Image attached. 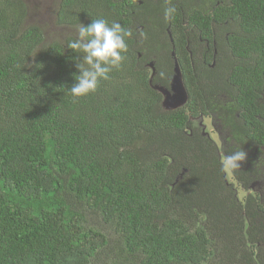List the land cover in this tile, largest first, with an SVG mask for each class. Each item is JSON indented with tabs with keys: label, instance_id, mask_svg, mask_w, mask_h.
<instances>
[{
	"label": "trees",
	"instance_id": "16d2710c",
	"mask_svg": "<svg viewBox=\"0 0 264 264\" xmlns=\"http://www.w3.org/2000/svg\"><path fill=\"white\" fill-rule=\"evenodd\" d=\"M206 6L60 0L59 24L134 33L122 66L77 98L76 36L48 42L24 0H0V264H264V0ZM175 59L187 101L167 110L154 86Z\"/></svg>",
	"mask_w": 264,
	"mask_h": 264
},
{
	"label": "clouds",
	"instance_id": "9594fccd",
	"mask_svg": "<svg viewBox=\"0 0 264 264\" xmlns=\"http://www.w3.org/2000/svg\"><path fill=\"white\" fill-rule=\"evenodd\" d=\"M175 12V6H169L165 9V17ZM77 32L69 47L83 53V61L77 64L78 71L74 73L76 83L68 91L78 98L95 92L102 80L110 79L109 74L114 68L122 66L129 49L128 40L134 33L118 21L109 23L103 18L93 19L88 25L81 22ZM246 159L247 152L240 147L223 158V169L227 172L241 169V162Z\"/></svg>",
	"mask_w": 264,
	"mask_h": 264
},
{
	"label": "rangeland",
	"instance_id": "374dc122",
	"mask_svg": "<svg viewBox=\"0 0 264 264\" xmlns=\"http://www.w3.org/2000/svg\"><path fill=\"white\" fill-rule=\"evenodd\" d=\"M60 0H24L28 7V17L26 24H38L40 25L45 33L46 41H59L64 42V40L69 36L78 35L77 29L79 25H62L57 22L56 14L58 11V4ZM171 90V89H170ZM171 91L170 103H181L182 96L177 92ZM199 125H202L209 136L215 140L219 150L222 149V141L220 140L219 134L215 130L214 120L211 117L205 116L201 117ZM230 174V172H229ZM229 180H232L231 176H228ZM237 186L236 190L239 194V198L242 200L245 196V191H243L240 186Z\"/></svg>",
	"mask_w": 264,
	"mask_h": 264
},
{
	"label": "water",
	"instance_id": "95a60500",
	"mask_svg": "<svg viewBox=\"0 0 264 264\" xmlns=\"http://www.w3.org/2000/svg\"><path fill=\"white\" fill-rule=\"evenodd\" d=\"M173 54H174V52H173ZM174 71H175V73H174V76L172 77V80H171V90L164 89V88L159 87V86H154L156 89H158L163 94L162 105L167 110L176 109L178 107H181L187 101V91H186V88L184 87V84L182 81L181 70H180V66H179L177 59L174 60ZM153 73H154V69H153ZM172 90L174 92L176 90H178L177 92L183 98L182 102L181 103H170V104L166 105L168 103V101H170L172 98V96H171Z\"/></svg>",
	"mask_w": 264,
	"mask_h": 264
},
{
	"label": "flooded vegetation",
	"instance_id": "af4514ba",
	"mask_svg": "<svg viewBox=\"0 0 264 264\" xmlns=\"http://www.w3.org/2000/svg\"><path fill=\"white\" fill-rule=\"evenodd\" d=\"M143 0H138V3L142 4ZM226 4V0H214V2L212 3V0H207V6L205 8H201L202 10H209V11H206V13L208 14H211V12H213V10H224V6ZM194 7H197V6H194ZM219 7V8H218ZM200 8V7H198ZM204 13V12H203ZM194 27L196 28H199L198 25H196V23H193ZM220 24H216V23H211V28L213 30H218V27H219ZM192 30L194 31V28H192ZM196 38V37H195ZM199 39V41H192V44H193V48L195 50H198V52L200 51H203L204 50V47L206 45V42H204V40L206 39H203L201 36L197 37ZM147 51V50H146ZM145 51V52H146ZM139 57H141V54H139ZM151 60L148 61V63H145V65H147V67L150 69L151 71V74L152 76L155 75V65L153 64V62H150ZM155 62V60H154ZM182 67V66H181ZM153 69H154V73H153ZM174 76V75H173ZM172 76V77H173ZM172 77H171V80H172ZM169 78V77H168ZM150 80H152V77L150 76ZM157 86V85H156ZM159 86V85H158ZM159 87H162L164 89H168L170 90L171 89V82H170V85L168 87H164V86H159Z\"/></svg>",
	"mask_w": 264,
	"mask_h": 264
}]
</instances>
